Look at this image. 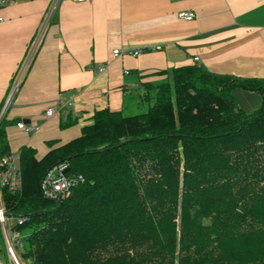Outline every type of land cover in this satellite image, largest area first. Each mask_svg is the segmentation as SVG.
Returning a JSON list of instances; mask_svg holds the SVG:
<instances>
[{
	"label": "trees",
	"instance_id": "1",
	"mask_svg": "<svg viewBox=\"0 0 264 264\" xmlns=\"http://www.w3.org/2000/svg\"><path fill=\"white\" fill-rule=\"evenodd\" d=\"M145 83L142 114L95 111L80 135L19 149L21 190L4 193L29 264H264V79L196 64ZM236 89L258 93L244 112ZM0 124V157L11 153ZM73 123L63 121L60 128ZM61 163L80 180L60 201L40 182Z\"/></svg>",
	"mask_w": 264,
	"mask_h": 264
},
{
	"label": "crops",
	"instance_id": "2",
	"mask_svg": "<svg viewBox=\"0 0 264 264\" xmlns=\"http://www.w3.org/2000/svg\"><path fill=\"white\" fill-rule=\"evenodd\" d=\"M48 6L17 0L0 11V110ZM179 12L194 19L182 21ZM114 49L121 51L117 58ZM136 49L144 52L133 56ZM193 64L221 76L264 79V0H63L5 111L6 121L39 125L29 134L17 122L6 127L11 153L30 147L40 159L47 142L77 138L95 111H124L140 101L145 83L164 80L158 73ZM48 106L58 114L44 120ZM67 119L73 123L60 128Z\"/></svg>",
	"mask_w": 264,
	"mask_h": 264
},
{
	"label": "built area",
	"instance_id": "3",
	"mask_svg": "<svg viewBox=\"0 0 264 264\" xmlns=\"http://www.w3.org/2000/svg\"><path fill=\"white\" fill-rule=\"evenodd\" d=\"M17 0H0V11L5 9L7 6L12 5ZM49 6L46 11V14L43 17L41 25L37 30V33L32 39V42L29 46L26 59L20 69V75L16 82L14 83L7 101L1 107L0 110V124L4 119L5 111L9 105L13 94L17 90L20 79L27 70L30 62L35 55V52L39 46L42 35L47 29L48 25L51 23L53 16L56 13L58 5L63 0H48ZM76 4L89 3L91 0H69ZM178 19L186 22H190L194 19V14L191 12H179L177 15ZM3 17L0 16V23L3 22ZM147 50H154V47H150ZM144 52V49H136L132 52L133 56H137L140 53ZM121 55L119 49H114L112 51V56L117 58ZM196 57L193 58V62H197ZM106 69L105 66L98 69L99 72H102ZM65 105L61 104L59 107V112L64 111ZM58 112L48 106L44 109L43 118L44 120H49L56 116ZM16 128L22 130L25 133H31L37 131L39 125L35 124H26L24 121H19L16 123ZM66 169V165L61 163L57 166H54L52 169L47 171L40 182V191L44 199L50 201H60L68 196L71 188L78 183L79 178H72L67 176L63 172ZM22 181H21V169L19 163V153H10L0 157V236L2 239V245H0V257L6 256L8 264H21V256L18 255V251L22 249V235L15 230V226L22 225L27 217H15L13 215H7L4 204V193L14 194L21 190ZM1 259V258H0Z\"/></svg>",
	"mask_w": 264,
	"mask_h": 264
},
{
	"label": "rangeland",
	"instance_id": "4",
	"mask_svg": "<svg viewBox=\"0 0 264 264\" xmlns=\"http://www.w3.org/2000/svg\"><path fill=\"white\" fill-rule=\"evenodd\" d=\"M164 76V80H165ZM163 80V81H164ZM154 84V83H153ZM233 99L235 100L237 106L241 108L246 113H251L253 110L257 109L260 106V95L259 94H249L247 91H243L241 89H236L232 93ZM126 109L123 112L125 116H133L136 114H142L146 112L148 108V104L146 102H140L136 99L131 100L128 103ZM0 245H2V239L0 236ZM21 253V250L18 251V255ZM21 260V264H29L28 262ZM1 262L8 264L6 256H1Z\"/></svg>",
	"mask_w": 264,
	"mask_h": 264
},
{
	"label": "water",
	"instance_id": "5",
	"mask_svg": "<svg viewBox=\"0 0 264 264\" xmlns=\"http://www.w3.org/2000/svg\"><path fill=\"white\" fill-rule=\"evenodd\" d=\"M63 173L65 174L66 173V170Z\"/></svg>",
	"mask_w": 264,
	"mask_h": 264
}]
</instances>
